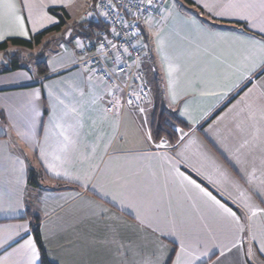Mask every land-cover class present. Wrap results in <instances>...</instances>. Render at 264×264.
<instances>
[{"label":"crops","instance_id":"0c3cea01","mask_svg":"<svg viewBox=\"0 0 264 264\" xmlns=\"http://www.w3.org/2000/svg\"><path fill=\"white\" fill-rule=\"evenodd\" d=\"M11 2L0 43L68 20L27 50L46 75L0 73V264L39 263L33 217L53 264H264V0H160L141 24L149 100L121 114L77 64L95 0ZM153 84L188 126L174 145L151 139Z\"/></svg>","mask_w":264,"mask_h":264},{"label":"built area","instance_id":"2783aa9c","mask_svg":"<svg viewBox=\"0 0 264 264\" xmlns=\"http://www.w3.org/2000/svg\"><path fill=\"white\" fill-rule=\"evenodd\" d=\"M160 0H97L84 18L104 29L94 38H82L77 64L89 71L113 96L109 114L127 109L140 110L150 95L140 62L141 24L155 15Z\"/></svg>","mask_w":264,"mask_h":264},{"label":"trees","instance_id":"16d2710c","mask_svg":"<svg viewBox=\"0 0 264 264\" xmlns=\"http://www.w3.org/2000/svg\"><path fill=\"white\" fill-rule=\"evenodd\" d=\"M96 1L97 0H95V2ZM185 1L187 3H191L190 0H185ZM95 2H93V3H95ZM49 12L51 15L57 17L58 24L56 26H53L47 30H44V31L32 36L28 40L11 38V39H8V40L0 43V53H3L5 56L7 55V58L5 56H3L7 61L6 65L3 63L2 64L0 63V73L1 72L5 73V72L16 71V70H19L22 68L21 67L22 66V60H21L20 56H18L17 54H8L7 47L9 45H12L14 47H19L22 49H26V50H32L35 46L40 45L41 41L43 40V38L45 36H47L53 32L54 33L59 32L61 30V28L65 24V21L68 20V15L63 10H58V9L57 10H50ZM58 12L59 13L61 12V14H59ZM73 29H75V30L77 29V31L83 30L85 32V34L84 35L81 34L80 36L90 39V38H94L96 30L104 29V27L101 25H98V24L96 25V24L90 23L83 16L82 21L75 24ZM36 69H37V74L39 76H43V75L47 74L46 65L43 61H39L36 64ZM144 73H145V77H146V83L148 85L146 72L144 71ZM248 85L249 84H247V86ZM244 87H242V89H240L232 98L227 100L226 103H224L217 111H215L208 118V120L206 122L210 121L212 118L217 116L238 94L241 93V91L244 89ZM153 96H154L155 106H154L152 120H151V124H150L151 139L155 143L166 142L169 145H174L178 141V136H177V132H176L175 128L188 129V126L177 116L176 112L167 109L165 107V105L163 104V102H161V93H160L159 88L157 87V84H153ZM42 177L43 176L40 173L35 172L34 170L31 169L29 171V175H28L29 185L32 186L33 188H38V186H39L38 183L40 182ZM39 221H40V219L38 217H33V219H32L33 229L31 232L32 237H33L35 244L37 246V249L39 251V263L38 264H53L48 259L46 250L42 244V240H41V236H40V232H39V227H38ZM263 263H264V260H263Z\"/></svg>","mask_w":264,"mask_h":264},{"label":"rangeland","instance_id":"374dc122","mask_svg":"<svg viewBox=\"0 0 264 264\" xmlns=\"http://www.w3.org/2000/svg\"><path fill=\"white\" fill-rule=\"evenodd\" d=\"M78 22V21H76ZM73 22H68V24L71 26ZM56 35H57V38H61L63 36H61V33L60 32H55ZM15 50H18V49H13V48H10L9 50H7L8 54H13L15 53ZM38 52H30V51H27V50H22V51H18V52H21V57L24 59V62L22 63V66L24 70H22L23 72H27V73H30V72H33L36 70V64L38 62V59H37V56L41 54V51H42V47H38ZM3 56H5L3 53H0V63L2 64L5 60V58H3ZM7 58V55L5 56ZM254 264H260V263H254ZM262 264V263H261Z\"/></svg>","mask_w":264,"mask_h":264},{"label":"snow or ice","instance_id":"6c2138e0","mask_svg":"<svg viewBox=\"0 0 264 264\" xmlns=\"http://www.w3.org/2000/svg\"><path fill=\"white\" fill-rule=\"evenodd\" d=\"M149 2H150V0H149ZM0 8L7 9L10 14H14L15 5L11 2V0H0ZM209 11H211L210 8H209ZM16 19L18 21H20V26H21V33L20 34L23 35L24 32L22 31V29H23L22 18L16 17ZM191 183L195 184V181H191ZM195 186L197 188H200V185H198V184H196ZM200 190L202 192L204 191V189H200ZM205 195H208L212 200H214L217 204H219V201L215 200V197H212L210 193H205ZM220 207L223 208L224 206L220 205ZM225 210L230 212V209H225ZM253 214H255V213H253ZM232 215H234V213ZM27 243L29 244V246L31 245V241H28ZM33 251H34V249H33ZM260 251L264 252V247H262L260 249ZM177 264H179V261L177 262Z\"/></svg>","mask_w":264,"mask_h":264}]
</instances>
